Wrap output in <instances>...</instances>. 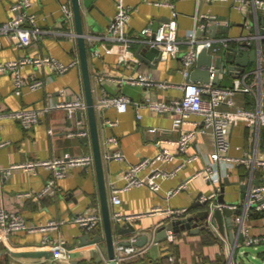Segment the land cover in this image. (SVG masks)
<instances>
[{"label":"crops","instance_id":"obj_1","mask_svg":"<svg viewBox=\"0 0 264 264\" xmlns=\"http://www.w3.org/2000/svg\"><path fill=\"white\" fill-rule=\"evenodd\" d=\"M18 1L0 0V24L12 18L10 7ZM118 1L81 0L95 104L104 95L113 96L123 93L131 98V104L125 113H118L113 107L105 110L96 109L111 217L114 211H119L123 215L145 214L129 222L136 226L137 232L129 234L126 240L131 241L134 237L138 239L147 235L149 239L144 246H148L149 249L145 256L152 264H227V245L211 228V235L209 231H201L199 235H194L189 230H184L177 234L169 231L167 237H158V230L168 221L178 217L169 218L164 212L149 214L155 206L163 209L189 208L200 195L208 197L217 190L214 184L203 178H196L189 182L186 190L174 197H167L168 190L175 188L195 172L203 169L206 156L215 149V138L212 133L199 136L187 152L190 155L201 152V158L188 164L174 177L163 180L159 193L143 186L122 191L121 204L114 205L112 202L113 188H122L126 184L125 173L128 162L136 163L142 158L155 156L159 151L156 144L157 138L176 139L180 136V131L173 129L171 115L156 114L148 108H143L141 109L142 118L138 119L137 104L151 96L161 100L178 98L182 96L179 85L186 80L181 72L179 58L160 60L156 50L142 47L138 43L133 45L134 60L122 61L121 47L103 37L117 14ZM123 1L133 10L127 29L129 35L145 27L150 26L154 29L155 24L160 26L168 22L174 10L179 14L177 18L179 35L183 38L188 31L197 27L199 20L196 17L201 13H210L221 20L230 21V27L227 29L216 28L215 35L218 36L256 35L258 26L260 28L263 26L260 17L264 16V8H257L254 0H247L240 6L231 0L213 3L198 2V0H162L174 4V7L155 4L158 0ZM62 4L70 5L73 9L72 0H32L29 11L37 16V23L36 26H28L32 29L36 27L40 31L32 34V42L29 46L20 47L18 42L9 36L2 38L0 61L13 60L22 56L50 55L60 63L76 62V64L61 74L51 65L38 68L24 67L22 73L26 82L43 80L44 85L36 90L25 87L20 95L15 92L14 75L10 73L0 75V167L7 168L13 164L33 160L60 158L66 154L90 155L94 158V164L90 167L69 168L66 175L57 179L54 187L43 196L39 194L53 179L51 169L44 167L33 171L16 169L10 174L0 176V206L10 212L24 215L32 224L61 222L58 228L50 230L9 235L0 233V261L3 264L35 262L32 259L14 258L10 263L9 257L12 252L53 253L52 246L62 240L72 250L69 264H98V256L101 255L92 238L104 233L103 221L96 230L89 233L73 221L77 214L98 212L103 217L88 110L76 111L72 117L65 109L56 108L45 111V108L53 101L64 102L81 97L86 102L75 19L65 18ZM212 34V29L200 32L202 37H212ZM254 42L257 43L256 40ZM186 47L187 45L183 46L184 49ZM223 59L226 60L225 57ZM245 72L248 73V81L253 84L255 91L237 92L234 94V100L238 105L257 108L261 103L264 104V54ZM139 75H146L156 81L169 82L172 85L159 87L124 83L129 76ZM233 81L234 76L229 72L221 77V84L224 86H232ZM22 108H33L40 112L39 121L30 128H25L19 121L8 115ZM79 112L82 113V118ZM195 119L200 117L195 116ZM107 121L116 122V125L110 126ZM82 127L89 132V135L70 134L71 131ZM154 127L158 130L157 134L148 131L149 128ZM112 135L119 139L116 149L122 152L124 156L122 160L110 161L104 157V140ZM228 139L230 148L228 152H225L226 154L232 157H241L245 154H249L252 158L264 157V125L257 130L256 127L237 123L231 126ZM169 147L173 152H177L175 145H169ZM177 157L168 166L169 168L181 162V156ZM227 178L229 180L226 182V178L223 179L220 185L218 197L211 199V202L218 201L220 196H223L225 203L242 205L251 186L249 169L246 166H238ZM256 182H264V166L256 169L254 184ZM30 193L32 195H29ZM209 207L195 208L190 214L209 209ZM234 215L235 212L231 222L224 215V232L221 233L231 246L234 244L232 239L237 240L239 236L238 227L233 220ZM194 222L201 226L200 220ZM248 222L254 235H264V213H252ZM86 234L90 235L91 241H83L82 238ZM211 236L219 238V241L207 242ZM45 240L48 244H44ZM120 240L117 238L116 242ZM99 243L104 254L105 242ZM171 244L174 246L173 249ZM95 248L98 251L94 254ZM43 260L45 259L40 261ZM54 260L52 257L50 262H55Z\"/></svg>","mask_w":264,"mask_h":264},{"label":"built area","instance_id":"obj_2","mask_svg":"<svg viewBox=\"0 0 264 264\" xmlns=\"http://www.w3.org/2000/svg\"><path fill=\"white\" fill-rule=\"evenodd\" d=\"M216 2L230 0H198V2ZM236 5H242L247 0H231ZM257 8H264V0H254ZM157 5L172 6L174 4L158 0ZM32 6V0H19L11 5L10 9L13 14L12 18L0 24V48L2 47V38L9 36L18 42L20 47L29 46L32 42V34L39 32L38 28H30L28 25L36 26L37 16L29 11ZM117 14L110 22L106 35L103 36L110 41L117 43L122 50V61H132L135 58L133 45L140 44L142 47L156 50L160 60L168 58H179L181 64V72L186 80L179 85L182 96L169 100H161L159 98L147 97L143 102L137 104V118L141 119V109L148 108L156 114H168L173 119V129L180 131V136L176 139H167L159 137L156 144L159 151L153 157H145L136 163L128 162L127 171L125 173L126 184L122 188H113L112 202L119 205L122 202L120 193L125 190L146 186L155 193H159L162 189L163 180L174 177L181 169L188 164L201 158V152L188 154L189 148L196 142L199 136L212 133L215 138V149L209 156H206V162L203 169L195 172L190 178L180 183L175 188H171L167 192V197L171 198L188 188V184L192 179L203 178L217 187L210 196H204L203 199H214L218 197L220 185L223 179L230 176L231 171L238 166H246L250 172L251 186L248 189L247 198L242 205L221 203V209L229 208L235 212L234 223L239 230V236L233 246L230 245L226 237H223L217 225H211V230L215 232L226 243L227 264H237V255L239 249L243 246L251 247L259 251L264 247V235H254L248 222L252 213H264V182L254 184L256 169L264 166V157L260 158L249 154L241 157H232L225 152L230 148L228 139L230 128L237 123H244L250 127H256L257 130L264 125V104H260L257 108H248L238 105L234 100V94L237 92L250 93L254 92V86L248 81V73L245 71L234 70L232 73L234 81L232 86H224L220 83L215 84L213 79L215 72L218 70L216 59L221 57V61L229 64L231 48L250 51L257 48L259 58L261 54L260 42L263 38L259 31L256 35H242L231 37L230 35H215L214 37H202L200 32L210 29V26L228 28L230 21L221 20L216 15L210 13H201L196 18L199 20L197 27L188 31L186 37L179 35L177 18L178 12L174 10L173 16L168 22L160 25L156 30L152 27H145L139 32L129 35L127 33L133 10L124 4L123 0L117 2ZM62 11L67 20L74 18V12L70 5L62 4ZM96 38V37H92ZM102 38V36H98ZM257 41L255 44L254 41ZM187 45L184 49L183 46ZM206 48L208 54L213 57L212 64L208 67L211 72L210 81L207 83L196 82L191 80V72L196 65L199 53ZM226 58L224 61L223 58ZM76 62L71 64H63L52 56H22L13 60L0 61V75L10 73L14 75L15 92L22 94L25 87L32 90L41 88L44 85L43 80H34L31 83L26 82L23 77L22 70L26 66L35 68L51 65L55 67L58 73H65L75 66ZM204 68V67H203ZM124 83L131 85H147L169 87V82L156 81L146 75L129 76ZM131 98L126 94L104 95L95 104L96 109L105 110L115 108L118 113L127 112ZM65 109L72 117L76 111L87 109V104L81 97H77L69 101H53L45 111L50 109ZM8 115L19 121L25 128H30L39 121L40 112L33 108H22L18 111L10 112ZM195 116L200 119H195ZM110 126H115L116 122L107 121ZM190 126V128H187ZM148 131L157 134V128H149ZM73 136H87L89 132L85 128H80L70 132ZM117 136H109L104 140L106 159L112 156L115 160H122L124 156L119 149ZM1 145V144H0ZM169 145H175L177 152H173ZM181 156V162L172 168L171 165L178 157ZM94 164V158L90 155L72 156L66 154L64 157L52 158L46 160H33L18 164H13L7 168L0 167V176L10 174L16 169L36 170L40 167L48 168L53 171V179L47 184L46 188L39 194L45 195L55 185L57 179L64 177L71 167H90ZM251 169V170H250ZM29 195H32L31 193ZM164 212L169 218H182L187 216V208H168L163 209L160 206L153 207L149 214ZM144 213L123 215L119 211H114L112 220L114 222H131L144 216ZM73 221L80 225L86 232L96 230L102 223L103 217L100 213L77 214ZM61 222L51 221L47 224H32L27 218L19 213L10 212L5 207L0 206V233L9 235L19 232H37L58 228ZM134 237L130 242V246H123L117 243L116 258L121 264L126 260L137 257H143L148 252L149 247H138ZM171 241L173 238L171 237ZM44 244H48L45 240ZM101 255L103 254L102 246L96 243ZM53 258L55 262H70L72 258V250L69 249L65 241H60L57 245L52 246Z\"/></svg>","mask_w":264,"mask_h":264},{"label":"water","instance_id":"obj_3","mask_svg":"<svg viewBox=\"0 0 264 264\" xmlns=\"http://www.w3.org/2000/svg\"><path fill=\"white\" fill-rule=\"evenodd\" d=\"M73 3V11H74V19L76 24L77 30V37L80 49V59H81V67L83 73V80H84V87H85V95H86V102H87V110L89 115V122H90V131L91 137L93 141L94 147V155H95V162L98 172V179H99V187H100V195H101V204H102V211H103V227L104 233L95 235L92 239L94 242H105V253L104 255H99L97 263L98 264H120L116 258V245H117V238H120V245L123 246H130L132 243L127 241L126 238L129 234L137 232V228L132 223L123 224L121 222H114L112 220L110 209H109V201H108V194L106 189V182H105V174H104V165H103V157L100 145V136H99V128H98V120H97V111L93 96V89H92V79L91 73L89 69V60H88V49L86 45V34L84 30V18L81 9V0H72ZM262 19L263 26L260 28L259 31L263 38L260 42L261 54H264V16L260 17ZM159 27V24H155L154 29L156 30ZM216 26H210L212 29L213 34L212 37L215 36ZM232 52L230 53L229 64L227 65L225 62L221 61V57L216 59V66L218 70L215 72V77L213 82L215 84L220 83V74L229 72L232 73L234 70L245 71L252 63H256L259 61V51L257 48H253L250 51L239 50L236 48H231ZM213 57L208 54L206 48L202 49L199 53L198 60L196 65L193 67L191 72V80L196 82L207 83L210 81L211 72L208 70V67L212 64ZM204 67V68H203ZM80 118H82V113H78ZM110 161L115 160L112 156ZM229 178H226L225 181L227 182ZM259 182H256L258 184ZM203 195V194H202ZM202 195H200L189 208H187V216L172 219L168 221L165 225H163L158 230V237H167L169 231H173L175 234L189 230L194 235H199L201 231H205L211 228V225H217L220 229V233L224 232V225H223V218L224 215L228 217L229 222L232 221V215L234 213L233 210L226 208L221 209L219 203H225V199L223 196H220L218 201L211 202V199H203ZM209 209L198 211L195 214H190L195 208L198 207H206ZM176 218V217H175ZM195 220L201 221V226L198 223H195ZM84 242L91 241L90 235L86 234L83 238ZM148 236L144 235L137 239L135 242L138 246H144L148 242ZM234 244L236 240L232 239ZM98 251L95 248L94 254ZM241 252L237 255V264H252V259H258L264 261V248L259 250L257 254L251 255L249 251L244 252L242 256H239ZM53 257V253L47 252H12L9 260L12 263L14 258H23V259H32L35 262L29 264H69L66 262H50L51 258ZM41 259H45L40 261ZM0 264H3L0 261Z\"/></svg>","mask_w":264,"mask_h":264},{"label":"trees","instance_id":"obj_4","mask_svg":"<svg viewBox=\"0 0 264 264\" xmlns=\"http://www.w3.org/2000/svg\"><path fill=\"white\" fill-rule=\"evenodd\" d=\"M205 231H209L208 233H210V229L205 230ZM211 235V233H210ZM219 241V238L215 237V236H211L210 239L207 240V242H217ZM204 243V242H203ZM171 248L173 249L174 246L171 244ZM121 264H152L147 256H143V257H137V258H133L130 260H126L124 262H122Z\"/></svg>","mask_w":264,"mask_h":264},{"label":"rangeland","instance_id":"obj_5","mask_svg":"<svg viewBox=\"0 0 264 264\" xmlns=\"http://www.w3.org/2000/svg\"><path fill=\"white\" fill-rule=\"evenodd\" d=\"M247 251H249L251 255H255L258 252L254 248L243 246V247H241L239 249V252H241V254L239 256H242V254L244 252H247ZM251 259H252V264H264V261H261V260H258V259H253L252 256H251Z\"/></svg>","mask_w":264,"mask_h":264}]
</instances>
